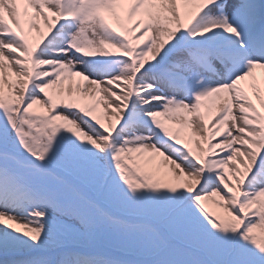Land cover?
Wrapping results in <instances>:
<instances>
[{"label": "snow or ice", "instance_id": "1", "mask_svg": "<svg viewBox=\"0 0 264 264\" xmlns=\"http://www.w3.org/2000/svg\"><path fill=\"white\" fill-rule=\"evenodd\" d=\"M0 264H264V0H0Z\"/></svg>", "mask_w": 264, "mask_h": 264}, {"label": "rangeland", "instance_id": "2", "mask_svg": "<svg viewBox=\"0 0 264 264\" xmlns=\"http://www.w3.org/2000/svg\"><path fill=\"white\" fill-rule=\"evenodd\" d=\"M80 79H81L80 77L75 78V80L77 81H79ZM102 95H103L102 93H89L86 97H84V102L95 103L97 100H99L100 96ZM94 114L97 115V117L101 120V123H104L105 125L109 123V120L106 118L104 114V105L102 103L98 105L97 111ZM107 115L110 116L111 112H109ZM173 127L176 128L178 126H173Z\"/></svg>", "mask_w": 264, "mask_h": 264}]
</instances>
